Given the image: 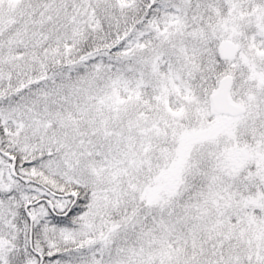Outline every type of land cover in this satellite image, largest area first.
<instances>
[{
  "label": "snow or ice",
  "instance_id": "6c2138e0",
  "mask_svg": "<svg viewBox=\"0 0 264 264\" xmlns=\"http://www.w3.org/2000/svg\"><path fill=\"white\" fill-rule=\"evenodd\" d=\"M0 264H264V0H0Z\"/></svg>",
  "mask_w": 264,
  "mask_h": 264
}]
</instances>
